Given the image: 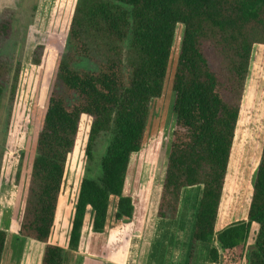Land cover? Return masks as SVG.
Returning <instances> with one entry per match:
<instances>
[{
	"label": "trees",
	"instance_id": "trees-1",
	"mask_svg": "<svg viewBox=\"0 0 264 264\" xmlns=\"http://www.w3.org/2000/svg\"><path fill=\"white\" fill-rule=\"evenodd\" d=\"M178 24L174 130L156 216L174 219L182 190L198 185L190 259L199 241L210 244V263L264 264V137L245 218L216 228L252 48L264 44V0H76L18 227L20 236L44 243L40 264H62L66 249H78L88 209L92 231L102 232L110 197L117 198L115 221L132 217L133 200L123 193L130 156L141 147L150 101L162 93ZM11 28L0 21V45ZM41 52L37 45L34 64ZM19 69L20 61L0 55V99L12 102ZM82 115L90 118L86 159L100 134L107 146L99 173L80 180L62 247L49 237ZM5 240L0 228V263Z\"/></svg>",
	"mask_w": 264,
	"mask_h": 264
},
{
	"label": "rangeland",
	"instance_id": "rangeland-1",
	"mask_svg": "<svg viewBox=\"0 0 264 264\" xmlns=\"http://www.w3.org/2000/svg\"><path fill=\"white\" fill-rule=\"evenodd\" d=\"M75 2L76 0H0V21L10 20L12 25L9 36L1 40L0 55L11 58L13 62L20 61L12 102L7 100V94L0 99V225H5L8 231V243L0 264H39L42 243L27 241L24 244L25 239L14 235L12 230L21 218L37 133L52 92ZM182 30L183 26L178 24L162 93L150 101L141 147L130 156L123 191L131 196L135 209L130 227L127 225L128 229L123 232L125 227L119 224L121 227L118 225L119 228L116 229L123 233L119 236L122 238L120 240L126 236L130 241L126 264H135V250L139 245L136 238L130 237L129 240L127 234H130V229L140 220L142 222V219L154 218L155 206L159 200L174 130V94L171 86ZM37 45L42 46V52L40 63L34 64L32 58ZM6 105L9 113L6 112ZM89 126L90 118L82 115L74 149L67 159L59 195L62 213L66 215L73 208L81 178L86 175L93 177L99 173V162L107 146L106 135L100 134L94 146L93 159H86L85 144ZM263 137L264 44H254L219 206L217 227L245 218ZM200 191L201 187L198 185L184 191L181 214L186 223L193 219ZM115 203L116 197H110V230L117 226L113 217ZM252 226L249 241L257 228L256 225ZM87 228L81 249L75 257H71L72 264H101L103 259H109V247L97 249L101 246L100 242L91 241L88 235L90 229ZM134 231L132 230L133 234ZM198 250L201 257L204 249L201 247ZM203 261L204 258H199L196 262L202 264ZM110 262L109 260L108 263Z\"/></svg>",
	"mask_w": 264,
	"mask_h": 264
},
{
	"label": "crops",
	"instance_id": "crops-1",
	"mask_svg": "<svg viewBox=\"0 0 264 264\" xmlns=\"http://www.w3.org/2000/svg\"><path fill=\"white\" fill-rule=\"evenodd\" d=\"M187 188L189 187H185L182 190L178 213L174 219L157 217L155 214L156 209H157V205H156L155 210H154V218L145 219V220L142 219V222L140 220L134 226V228H132V230H135L134 234L132 230L130 229V234H127V236H129V240H130V237H133V238H136L139 243V245L136 247V250H135V258H136L135 264H193L194 259H195L194 264H198L196 261L199 258H204L205 261H203L202 264H215V263H210L208 261V251L210 247V244L208 243L199 242V241L194 243L192 258L190 259L189 257L190 250H191V244H192V231H193V224H194L196 210L193 214L192 221L190 223H186L185 217H183L181 214V208L183 204V194H184L185 189ZM157 204H158V201H157ZM62 212L63 210L61 209V202H60V196H59L56 211H55V216H54L53 228H52V231L49 237V242L52 244L60 245L62 247H66L68 234L70 230L73 208L67 215L63 214ZM108 216L109 214L107 213V220H106V225H105L104 230L102 232H94L91 229L90 212L88 209L84 217L78 249L73 250V251L66 249L62 264H72L73 262L72 258L75 257V254L78 253L79 250L81 249L82 240L85 235L86 227L90 229V233L88 235H90L91 241L97 240L98 242H100L99 244L102 247L100 246L97 249H101V248L103 249V247L104 248L109 247V250H108L109 259H103L101 264H126L125 262L129 254L130 241L127 240L126 236L123 238V240H120L122 238H120L119 236L123 233L117 232V231H120V229L119 230H116V229L121 227L119 224H122V227H125L122 229V231L125 232L128 229L126 228L127 225L128 227H130L129 225L131 223L133 215L128 221H116V224H117L116 228L113 227L111 230L108 228V220H109ZM123 224H125L126 226H123ZM226 224H224V226ZM217 225H218V221L216 222V228L219 229L223 227V226L217 227ZM252 225H256L255 227H257L256 223H252ZM18 227H19V222L17 223L16 228L13 229L12 227L13 229L12 232L14 235L18 237H22L18 234ZM252 227L253 226H251V228ZM0 228L6 231V240H5L4 249H3V253H4V250L8 243L7 242L8 231L5 225L4 226L0 225ZM255 233L256 232H254L251 241H249V237H248V243H252L254 241ZM23 238L26 240V241L24 240V244L27 241H29V243H34V242L42 243V242L36 241L31 238H27V237H23ZM53 238H54V241H51V239ZM30 241H33V242H30ZM42 245L43 246L41 250V256H42V252L44 248V243H42ZM205 246H206V249H205ZM201 247L204 249L202 251L204 252V254L200 257V254L198 253L199 252L198 249H201ZM3 253H2V257H3ZM109 260L111 261L110 263H108ZM40 261H41V257L39 259V264H40ZM141 261L142 263H140ZM98 264H100V262ZM243 264H245V261H243Z\"/></svg>",
	"mask_w": 264,
	"mask_h": 264
},
{
	"label": "bare ground",
	"instance_id": "bare-ground-1",
	"mask_svg": "<svg viewBox=\"0 0 264 264\" xmlns=\"http://www.w3.org/2000/svg\"><path fill=\"white\" fill-rule=\"evenodd\" d=\"M175 32H176V30H175Z\"/></svg>",
	"mask_w": 264,
	"mask_h": 264
}]
</instances>
